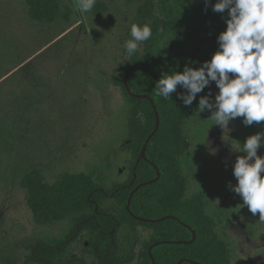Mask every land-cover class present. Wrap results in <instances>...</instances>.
I'll return each instance as SVG.
<instances>
[{"label":"rangeland","instance_id":"1","mask_svg":"<svg viewBox=\"0 0 264 264\" xmlns=\"http://www.w3.org/2000/svg\"><path fill=\"white\" fill-rule=\"evenodd\" d=\"M152 2L150 13L160 18ZM96 4L101 11L84 13L78 0H59L55 19L38 22L25 0H0V264H36L27 262L31 247L63 238L81 216L37 224L21 186L26 175L38 172L54 185L86 173L106 188L130 175L132 158L123 148L131 134L129 107L112 76L130 59L124 43L140 18V3ZM217 91L214 85L213 99ZM213 123L205 111L193 114L183 128L190 144L180 161L185 197H201L216 233L229 245L231 264H264V221L229 188L237 183L236 158L245 155L233 146L264 132V122L245 126L238 117L227 130ZM257 154L264 157V146ZM150 236L127 226L111 234L122 257L137 253ZM88 243L87 233L76 237L67 258L95 264Z\"/></svg>","mask_w":264,"mask_h":264},{"label":"trees","instance_id":"2","mask_svg":"<svg viewBox=\"0 0 264 264\" xmlns=\"http://www.w3.org/2000/svg\"><path fill=\"white\" fill-rule=\"evenodd\" d=\"M127 1L140 3L136 21L143 25L150 19L153 32L150 40L141 43V52L112 76L113 86L122 91L129 107L131 134L123 148L132 158L130 175L110 188L86 173L65 176L54 185L44 183L38 172L26 175L21 186L37 224L81 214L63 238L32 246L27 262L88 264L83 257L67 258L76 237L87 233L95 264H231L229 245L216 233L201 197H185L180 169L190 147L183 128L193 114H199V98L209 88L198 93L190 107L177 99L185 92L179 85L167 100L156 95L162 73L199 67L211 59L219 47L218 35L226 29V16L212 10L216 0H210L207 8L204 0L190 5L189 0H156L160 18L150 13L153 0ZM25 2L38 22H50L59 13V0ZM101 9L95 3L92 10ZM214 85H210L212 94ZM125 226L131 232L142 228L151 236L137 253L122 257L111 234Z\"/></svg>","mask_w":264,"mask_h":264},{"label":"clouds","instance_id":"3","mask_svg":"<svg viewBox=\"0 0 264 264\" xmlns=\"http://www.w3.org/2000/svg\"><path fill=\"white\" fill-rule=\"evenodd\" d=\"M204 2L207 8L210 0ZM95 3L78 0L84 13ZM212 10L226 16V29L218 35V50L199 67L162 73L156 95L167 100L179 85L185 92L178 93L177 99L190 107L197 94L209 88L200 96L198 110L210 112L213 124L227 130L230 121L238 117L245 126L264 122V0H216ZM152 35L150 25L133 23L131 38L124 43L126 55L133 56ZM212 82L218 88L214 99ZM262 146L264 132L248 136L242 146H233L245 155L236 158L233 175L237 183H230L229 188L240 197L243 208L264 221V157L257 154Z\"/></svg>","mask_w":264,"mask_h":264},{"label":"water","instance_id":"4","mask_svg":"<svg viewBox=\"0 0 264 264\" xmlns=\"http://www.w3.org/2000/svg\"><path fill=\"white\" fill-rule=\"evenodd\" d=\"M205 40H206V39H205ZM205 40H204V41H205ZM142 154H143V153H142ZM143 157H144V155H143Z\"/></svg>","mask_w":264,"mask_h":264}]
</instances>
